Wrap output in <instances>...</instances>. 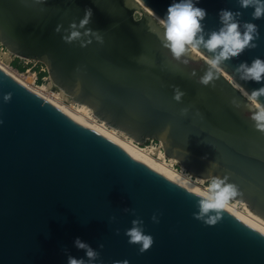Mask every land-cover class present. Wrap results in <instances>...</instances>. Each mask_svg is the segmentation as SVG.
I'll use <instances>...</instances> for the list:
<instances>
[{
	"label": "water",
	"instance_id": "1",
	"mask_svg": "<svg viewBox=\"0 0 264 264\" xmlns=\"http://www.w3.org/2000/svg\"><path fill=\"white\" fill-rule=\"evenodd\" d=\"M141 1L159 17L173 2ZM197 6L208 13L206 32L220 27L221 9L240 11L241 22L258 26L257 47L222 66L230 77L241 61L264 60V18L251 20L253 10L241 9L238 0H199ZM86 9L92 12L86 29L102 42L65 43L64 29L78 24ZM111 13L95 0H0V40L22 57L46 60L52 77L78 89L79 99L91 101L111 125L141 143L166 132L167 155L175 152L194 175L211 170L226 177L238 191L231 198L264 205V137L228 115L230 101L246 110L238 94L218 74L201 85L205 63L174 60L133 15ZM235 80L249 92L264 86ZM176 88L184 93L179 103L172 98ZM256 102L264 107V97ZM205 199L0 67V264L86 258L74 246L77 238L99 252L93 264H264V234L256 228L222 207L210 210L219 217L214 226L193 218ZM133 219L154 239L143 254L124 235Z\"/></svg>",
	"mask_w": 264,
	"mask_h": 264
},
{
	"label": "clouds",
	"instance_id": "2",
	"mask_svg": "<svg viewBox=\"0 0 264 264\" xmlns=\"http://www.w3.org/2000/svg\"><path fill=\"white\" fill-rule=\"evenodd\" d=\"M34 2L43 3V0H34ZM198 3L199 0H173L165 15L158 17V33L161 46L170 53L174 60L185 65L189 62L188 58L191 52L199 54L203 49L209 54L206 57L208 67L198 81L201 85L208 86L218 79L217 74L222 73V66L226 62L240 57L245 50L257 47L255 41L259 39V30L255 23L241 22L239 19L240 11L221 9L217 14L220 27L206 32L202 22L208 13L205 9L198 7ZM238 5L241 9L251 8L253 10L251 20L264 18V0H238ZM91 16V9H86L84 17L79 20L78 24L73 22L68 29H64L67 34L62 35V40L68 44L80 41L81 47H86L92 43L91 39H86L88 37H95L102 42L96 33L92 32L91 29H86ZM61 29L62 25H57L55 31L60 33ZM81 30L84 31L81 32ZM192 75L195 76L196 73L193 72ZM235 78L243 82H255L264 85V60L254 58L251 63L241 61L234 68V76L230 78L234 87L250 100L257 101L258 98L264 97V86L249 92L240 83H237ZM183 96L184 93L179 88L174 89L172 98L175 102H181ZM3 99L4 102H8L11 99V94L5 95ZM257 107L258 110L252 114L251 119L255 122V126L264 132V107L259 105ZM186 112L187 109H183L181 114ZM226 179V177L224 179L219 177L212 179L207 198L200 201L198 213L194 214V219L202 221L207 226H214L219 221L218 216L210 215V210L221 207L225 201L238 195L236 186L227 184ZM123 211L135 214L134 210L129 208H124ZM109 219L114 221L115 217ZM151 221L159 223L156 214L152 215ZM142 225L141 219H133L131 227L124 233L130 245H139L141 254L148 251L154 243L153 237L144 232ZM115 234L119 235V230ZM74 246L78 250H83L86 258H75L68 255L67 264H93L99 259V252L79 238L74 241ZM98 247L103 249L104 245L99 244ZM112 264H129V262L128 260H117L113 261Z\"/></svg>",
	"mask_w": 264,
	"mask_h": 264
},
{
	"label": "bare ground",
	"instance_id": "3",
	"mask_svg": "<svg viewBox=\"0 0 264 264\" xmlns=\"http://www.w3.org/2000/svg\"><path fill=\"white\" fill-rule=\"evenodd\" d=\"M95 1L102 4V7L106 11V13L112 12L111 14H123V12H125L133 15L132 18L134 21L139 22V24L142 23L143 27L146 30L151 31L153 35L159 38V16L155 14L150 8H148L141 0ZM137 12L140 14L139 17H136ZM98 15L99 18H101V16H105V13H100ZM0 55H2L3 59L6 61H9L11 57L32 60L17 54L9 46L7 47L6 51L2 52ZM189 57L197 59L198 61H201L202 63H205L207 65V56L203 52H200L199 54L191 52L189 54ZM44 62L48 70V63L46 60H44ZM0 67L29 88L37 91L38 93L64 109L66 112H68L70 115H72L82 123L107 135L147 164L153 166L159 171L174 178L175 180L207 198V193L210 187H205L204 183L205 181L218 176H214L211 170L209 171L208 176L194 175L192 171L186 168L183 159L175 152L172 155H166L165 149L168 146L165 136L166 132L161 133L158 139V147L154 146L153 144L144 146L140 145L141 141H139V139H137L132 132L126 131L119 127H115L111 125L107 120L103 119L100 115H97L96 107L91 101L79 99L78 89L75 88L74 90H68L66 86L56 81L52 77L51 73H49V77L44 84L32 86L33 84H31L30 81L33 77V73L30 70H26L24 73L18 74L17 72L9 70L8 67L3 65L1 62ZM218 75L222 77V80L226 82V85H229V87L238 94L241 103L245 105L246 110L250 111V113L252 114L258 110L257 105L259 104L256 101L250 100L239 89L235 88L230 80L231 77L225 72L224 69L222 73H219ZM234 103V101H230L232 109L230 113H228V115L236 120L238 126L255 129L264 137V133L257 127H255L251 121H249V116L247 115H250V113H248L244 108L241 107H238L237 109ZM240 109H242L243 111H241ZM175 165H179L180 169L175 168ZM221 207L264 234V205H258L255 208H252L250 204L245 200L230 198L225 201Z\"/></svg>",
	"mask_w": 264,
	"mask_h": 264
},
{
	"label": "rangeland",
	"instance_id": "4",
	"mask_svg": "<svg viewBox=\"0 0 264 264\" xmlns=\"http://www.w3.org/2000/svg\"><path fill=\"white\" fill-rule=\"evenodd\" d=\"M139 15L140 14L137 12L136 17L137 16L139 17ZM6 49L7 47L0 40V54L6 51ZM0 57H1L0 62L3 65L7 66L9 70L17 72L18 74H22L26 70H30L33 73V77L31 78V81H30L31 84H33L32 86L44 84L49 77L47 66L45 63L42 64L43 62L40 63L37 60H26V59H21L17 57H11L9 61H6L3 59L2 55H0ZM151 144L158 147L159 141L150 139V140H147L146 142L140 143V145H143V146L151 145ZM174 167L177 169H180L179 165H175ZM212 179L205 181L204 186L210 187L212 183Z\"/></svg>",
	"mask_w": 264,
	"mask_h": 264
}]
</instances>
